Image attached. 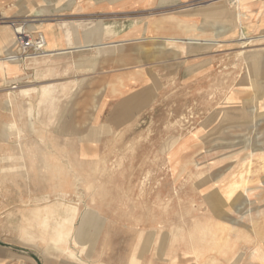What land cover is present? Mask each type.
<instances>
[{
    "label": "rangeland",
    "instance_id": "1",
    "mask_svg": "<svg viewBox=\"0 0 264 264\" xmlns=\"http://www.w3.org/2000/svg\"><path fill=\"white\" fill-rule=\"evenodd\" d=\"M236 1L160 0L65 44L45 29L67 11L0 0V264H264V0Z\"/></svg>",
    "mask_w": 264,
    "mask_h": 264
},
{
    "label": "crops",
    "instance_id": "2",
    "mask_svg": "<svg viewBox=\"0 0 264 264\" xmlns=\"http://www.w3.org/2000/svg\"><path fill=\"white\" fill-rule=\"evenodd\" d=\"M31 1L33 5H30L28 9L29 11L36 10V12L40 13L42 11H48L46 10V8H48L50 11H53L54 14H58L62 11L68 12V14H66L68 17L67 19L55 20L51 22L54 23L51 25L53 26L51 30L49 28L45 29L46 37L53 38V41L55 42L62 40L65 44L68 43L67 37H71L75 43V40H82L85 33L91 29H94L99 37H102L104 32L108 33L111 37L113 36V21H123L120 24L122 26L119 27L121 28L120 32L125 33L127 32L126 29H129L132 26L130 23L127 24L125 22L126 20L140 18L141 14L157 10V8L161 6L160 0H75V2L74 0ZM41 7L45 9H41ZM18 8L20 11L26 9L23 6H19ZM101 20L112 22V24H104ZM114 26H118V23ZM2 97L0 94V104L4 103V98ZM106 225V222H103L102 228L105 229Z\"/></svg>",
    "mask_w": 264,
    "mask_h": 264
},
{
    "label": "bare ground",
    "instance_id": "3",
    "mask_svg": "<svg viewBox=\"0 0 264 264\" xmlns=\"http://www.w3.org/2000/svg\"><path fill=\"white\" fill-rule=\"evenodd\" d=\"M238 1V0H237ZM236 1V2H237ZM243 3V2H242ZM212 4V3H211ZM206 6V5H205ZM200 7V6H199ZM203 14L204 15H206V16H215V15H219L220 13L217 11V10H214V9H212V8H208V7H205V10L203 11ZM172 19H175V18H172ZM240 19H241V17H240ZM242 23V22H241ZM5 31V30H4ZM3 30H2V35L4 36L3 38H4V41H5V38L6 39H8V40H10V43H11V45H13L14 44V39L13 38H11V34L12 35H14L13 34V31H12V33H7V32H4ZM17 31H18V29H17ZM21 31V30H20ZM116 31V30H115ZM15 32V31H14ZM19 32V31H18ZM17 32V33H18ZM22 32V31H21ZM22 34V33H21ZM17 35V34H16ZM15 36V35H14ZM240 37L242 36V34L241 35H239ZM56 37V36H55ZM243 37V36H242ZM240 39V38H239ZM3 40V39H2ZM248 40V39H247ZM254 40V39H253ZM244 41V40H243ZM263 41V40H262ZM249 42V41H248ZM252 44V43H251ZM254 44V43H253ZM242 45H243V42H242ZM248 46V45H247ZM243 48V47H242ZM9 49V46L8 47H6V48H4L3 49V51L2 50H0V54H7L8 53V50ZM242 53V52H241ZM240 55V54H239ZM249 61V60H248ZM16 63V62H15ZM12 66L14 67V68H12L10 65H6L5 63H2L1 65H0V68L2 69L3 68V71L5 70V72L6 73H8L9 75L11 74V73H13L16 69V65H13L12 64ZM261 70V69H260ZM263 71V70H262ZM256 72H258V71H256ZM5 84V83H4ZM20 86V85H19ZM6 88V87H5ZM17 89V88H19V89H17V92H18V94H20V95H23V96H27V95H29L30 94V88H27V89H24V88H22V86H20V87H10V89H8L7 90V96L8 95H12L13 93H15L14 91H13V89ZM9 100V99H8ZM260 107H264V105H261ZM228 125V124H227ZM264 152V151H263ZM260 161V160H259ZM263 161V160H262ZM264 162V161H263ZM258 163V162H257ZM256 164V163H255ZM259 164H260V162H259ZM253 166H255L254 164H253ZM263 168V167H262ZM261 168V169H262ZM258 169H260V168H258ZM257 171V170H256ZM254 172V171H253ZM260 173V172H259ZM238 174H239V172H238ZM263 174V173H262ZM251 176V175H250ZM255 176H257V174L255 175ZM234 178V177H233ZM224 182H226V180L224 181ZM237 187H238V184H237V182H233V183H231V181H229V182H226L225 183V186H224V188H222L221 189V187H216V191L218 192V193H220L222 196H224V197H226L227 198V200H229L231 197H232V195L234 194V192L236 191V189H237ZM175 195H177V194H175ZM243 197V196H242ZM238 199L239 198H236V200L234 201V203H233V205L235 204V206H234V209H235V211L237 212L238 210H239V208H240V206H238V204L236 205V202L238 201ZM205 202V201H204ZM206 202H207V200H206ZM207 203H209L210 205H211V207H213V208H219L220 209V207L221 206H223V205H221V201H219V199H218V197H216L215 195H210L209 197H208V202ZM234 209H233V211H234ZM260 211V210H259ZM221 212V211H220ZM235 212V213H236ZM43 213H46V216H50V217H53V215H55L57 212L55 211V209H53V208H51V206H44V207H38V208H35L34 210H32V217H34V219H37V218H39V217H41V216H43L42 214ZM69 213H74L73 211H71V209L70 210H68L67 211V216L66 217H63V218H60L61 220H62V224H58V227L56 228L58 231H62L63 229H65V226L67 225V223H68V221L70 220V218H68V214ZM238 213H239V211H238ZM241 215V214H240ZM244 215V214H243ZM225 216V215H224ZM183 218V217H182ZM260 218V217H259ZM228 219V218H227ZM87 220L89 221V223H91V225H92V227H94V225H95V222H96V216L94 215V213H87ZM224 220H225V218H224ZM230 221V220H229ZM63 222H66V224L64 225L63 224ZM252 222V221H251ZM229 223V222H228ZM232 224H234L233 222H232ZM259 224V223H258ZM244 225V224H243ZM259 226V225H258ZM45 228H46V226L44 225L43 227H42V229H44L45 230ZM232 231V230H231ZM230 231V232H231ZM234 231V230H233ZM239 232V231H238ZM236 233V232H235ZM254 233V232H253ZM22 236H24V237H30V238H32V239H35L34 238V235H32V234H30V233H28L27 231H23L22 232V234H21ZM89 237L90 236V233H88L87 231H84L83 230V232L80 234V237L81 238H86V237ZM66 237H67V234H65L64 236L63 235H59L58 234V237H57V241H53L52 242V245H55L56 243H60V242H62L63 240H66ZM74 243H75V245H80L81 243H78L76 240L74 241ZM53 248V247H52ZM49 251V249H47L45 252H48ZM201 250L199 249V252H198V254H200L201 255ZM222 254H226V252H222ZM238 254V253H237ZM256 256V251H254V252H252L251 253V256L252 257H254V256ZM69 256H70V258H73V259H75L76 261H78V259H76L75 257H74V254L70 251L69 252ZM243 257V256H242ZM261 259H263V258H261ZM237 261H238V259H236ZM235 260V261H236ZM234 261V262H235ZM66 262V261H65ZM80 263V262H79Z\"/></svg>",
    "mask_w": 264,
    "mask_h": 264
},
{
    "label": "built area",
    "instance_id": "4",
    "mask_svg": "<svg viewBox=\"0 0 264 264\" xmlns=\"http://www.w3.org/2000/svg\"><path fill=\"white\" fill-rule=\"evenodd\" d=\"M199 1L206 2L209 0H198V2ZM17 40L19 42V45L23 49L30 48V49H34V50H40L42 48V42L41 41H36L33 43L32 41H29V39L26 36H23V35H19Z\"/></svg>",
    "mask_w": 264,
    "mask_h": 264
}]
</instances>
